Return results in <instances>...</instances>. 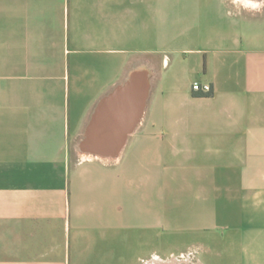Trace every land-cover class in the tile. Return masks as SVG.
I'll return each mask as SVG.
<instances>
[{
  "label": "crops",
  "instance_id": "obj_1",
  "mask_svg": "<svg viewBox=\"0 0 264 264\" xmlns=\"http://www.w3.org/2000/svg\"><path fill=\"white\" fill-rule=\"evenodd\" d=\"M132 75L141 121L84 154ZM162 232L264 264V0H0V264H127L130 233L159 264Z\"/></svg>",
  "mask_w": 264,
  "mask_h": 264
},
{
  "label": "water",
  "instance_id": "obj_2",
  "mask_svg": "<svg viewBox=\"0 0 264 264\" xmlns=\"http://www.w3.org/2000/svg\"><path fill=\"white\" fill-rule=\"evenodd\" d=\"M137 88H140L137 90ZM149 77L132 75L98 106L82 152L99 158H117L127 136L141 121L148 97Z\"/></svg>",
  "mask_w": 264,
  "mask_h": 264
},
{
  "label": "rangeland",
  "instance_id": "obj_3",
  "mask_svg": "<svg viewBox=\"0 0 264 264\" xmlns=\"http://www.w3.org/2000/svg\"><path fill=\"white\" fill-rule=\"evenodd\" d=\"M164 54H160V60L163 59ZM130 233L127 245V264H134L135 253H137V247L134 245V236ZM131 237V238H130ZM198 235H183V234H172L169 232H162L160 234V240L158 245V253L160 256L159 264H193L187 262V256L179 255L181 252L195 253L196 258L202 256L206 257L207 252L204 253L200 247L198 240ZM211 257L214 256V252L210 254ZM214 258V257H213ZM212 258V259H213Z\"/></svg>",
  "mask_w": 264,
  "mask_h": 264
},
{
  "label": "built area",
  "instance_id": "obj_4",
  "mask_svg": "<svg viewBox=\"0 0 264 264\" xmlns=\"http://www.w3.org/2000/svg\"><path fill=\"white\" fill-rule=\"evenodd\" d=\"M193 90L197 92H202L204 94H208L212 91L211 85L209 83L204 84H194Z\"/></svg>",
  "mask_w": 264,
  "mask_h": 264
},
{
  "label": "trees",
  "instance_id": "obj_5",
  "mask_svg": "<svg viewBox=\"0 0 264 264\" xmlns=\"http://www.w3.org/2000/svg\"><path fill=\"white\" fill-rule=\"evenodd\" d=\"M210 95H212V92H210V93H208V94H205V96H210Z\"/></svg>",
  "mask_w": 264,
  "mask_h": 264
}]
</instances>
